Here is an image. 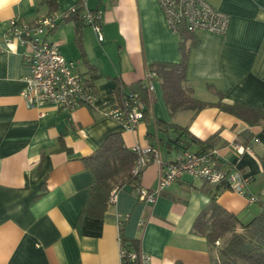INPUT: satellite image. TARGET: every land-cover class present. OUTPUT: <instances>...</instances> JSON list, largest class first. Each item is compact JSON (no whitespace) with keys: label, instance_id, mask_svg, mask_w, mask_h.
I'll use <instances>...</instances> for the list:
<instances>
[{"label":"crops","instance_id":"0c3cea01","mask_svg":"<svg viewBox=\"0 0 264 264\" xmlns=\"http://www.w3.org/2000/svg\"><path fill=\"white\" fill-rule=\"evenodd\" d=\"M80 1L102 12L103 40L82 21V10L58 21L47 38L76 63L75 72L87 79L97 100L72 111L50 104L29 108L21 91L30 47L10 38L9 22L62 13ZM206 1L225 12L229 23L223 34L196 32L199 41L188 68L194 96L215 103L220 92L223 102L264 106V0ZM178 44L179 35L169 28L157 0H0V264H119L121 228L152 264H213L215 251L192 232L211 196L216 192L217 203L240 218L251 207L254 215L262 210L245 195L217 192L216 186L184 175L154 202L139 199L125 184L100 215L86 211L94 176L85 158L108 135L119 133L129 148L151 146L162 163L177 158L181 150L172 142L177 135L159 122L187 127L200 140L216 135L212 148L221 155L218 166L239 170L249 193L264 202L261 126H247L216 106L171 116L157 79L148 113L134 130L108 116L121 104L119 84L129 92L145 80L149 65L179 61ZM90 65L98 76L88 72ZM235 142L250 149L238 156L230 146ZM160 171L161 164L150 158L140 186L154 190Z\"/></svg>","mask_w":264,"mask_h":264},{"label":"built area","instance_id":"2783aa9c","mask_svg":"<svg viewBox=\"0 0 264 264\" xmlns=\"http://www.w3.org/2000/svg\"><path fill=\"white\" fill-rule=\"evenodd\" d=\"M163 10L166 22L174 33L181 29L188 32H211L223 34L227 30L229 16L215 8L206 0H157ZM76 7L82 10V21L90 25L99 41L103 40L101 32L102 12L89 10L85 1H80ZM75 5L62 13L51 12L39 16L32 21L12 18L9 22L8 34L10 38L18 40L22 45L30 47L26 55L29 74L23 77L24 87L21 97L29 108L45 104L54 105L60 110L72 111L79 106L92 107L97 100L96 92L88 87L83 78L75 72L76 63L66 60L59 51L56 42L47 38V33L55 28L58 21L67 18L76 9ZM155 72H147L148 91L153 90ZM121 104L108 112V116L119 121L127 130H134L137 124L144 119L143 105L133 95L121 97ZM232 150L238 156L249 150L248 146L232 143ZM138 158L132 172L138 175L150 160L161 164L158 183L154 190H147L136 186L139 199L154 202L156 197L170 187L184 175L200 178L212 186L226 184L231 190L247 196L248 179L232 167L231 170L218 166L221 155L216 148L204 151H184L173 161L162 163L157 151L151 146H133ZM116 192H111L108 202L114 203ZM249 202H255L256 196H247ZM120 243L119 264H152L151 258L141 249H128Z\"/></svg>","mask_w":264,"mask_h":264},{"label":"trees","instance_id":"16d2710c","mask_svg":"<svg viewBox=\"0 0 264 264\" xmlns=\"http://www.w3.org/2000/svg\"><path fill=\"white\" fill-rule=\"evenodd\" d=\"M78 4H75V7ZM80 11L81 8L76 7L70 15L78 14ZM178 35L179 61L156 62L149 65L147 70V72L154 71L156 74L151 80L160 81L165 105L170 115L174 116L188 111L196 114L206 106H216L220 110L236 116L247 126L258 125L264 130V106L241 102H223V94L220 92H218L219 100L215 103L203 102L194 96L188 68L199 39L196 32H188L185 29H181ZM88 72L92 73L94 77L98 76L91 65ZM83 81L86 82L87 79L83 78ZM85 84L90 87L89 82ZM90 88L92 89V87ZM126 88L123 83H120L117 93L121 97L123 94H131L139 100L143 105L145 118L148 113L149 96L152 93L148 91L147 80L135 82L129 92ZM159 126H164L165 130L177 135L172 142L181 150L180 153L190 151L187 148L192 145L199 147V151L211 149L217 138L216 135H213L206 140H200L191 134L187 127L176 123L159 122ZM137 158L138 155L133 147H126L119 133L108 135L103 143L85 158V164L94 176L87 212L100 215V212L109 204L108 200L112 191L119 190L125 184H130L133 190L136 186H140L141 172L138 175L132 172ZM259 159L262 171H264V153L260 155ZM216 188L217 192L230 189L226 184L216 185ZM250 195L252 194L247 188V196ZM253 203H258L262 210L245 221L218 204L215 192L211 196L209 204L195 218L192 232L204 237L211 250L215 251L213 264H264V202L256 196V201ZM119 237L122 244L128 249H138L137 240L126 239L122 228Z\"/></svg>","mask_w":264,"mask_h":264},{"label":"rangeland","instance_id":"374dc122","mask_svg":"<svg viewBox=\"0 0 264 264\" xmlns=\"http://www.w3.org/2000/svg\"><path fill=\"white\" fill-rule=\"evenodd\" d=\"M255 207H251V209L249 211H247V214H243L241 217L246 221L248 220L249 218H251L253 215H254V212H255Z\"/></svg>","mask_w":264,"mask_h":264}]
</instances>
